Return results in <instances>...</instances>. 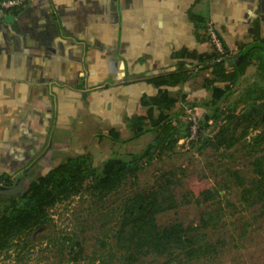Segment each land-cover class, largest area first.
Here are the masks:
<instances>
[{
	"label": "crops",
	"instance_id": "crops-1",
	"mask_svg": "<svg viewBox=\"0 0 264 264\" xmlns=\"http://www.w3.org/2000/svg\"><path fill=\"white\" fill-rule=\"evenodd\" d=\"M209 24L229 60L264 48V0H29L0 15V179L26 185L69 149L143 151L156 133L144 122L133 139L131 120L158 94L150 80L174 72L182 51L212 53ZM191 65V79L169 89L172 114L202 115L209 98L210 69Z\"/></svg>",
	"mask_w": 264,
	"mask_h": 264
},
{
	"label": "trees",
	"instance_id": "trees-1",
	"mask_svg": "<svg viewBox=\"0 0 264 264\" xmlns=\"http://www.w3.org/2000/svg\"><path fill=\"white\" fill-rule=\"evenodd\" d=\"M224 54L218 53L214 47L210 54H197L182 51L177 54L178 67L174 72L153 77L150 82L158 89L155 97L145 98L142 105L147 107L145 114L131 120L133 139L147 132L143 128L148 122L156 133L155 139L140 153H127L124 156L110 155L102 161L101 167L91 164L89 154L76 153L30 181L25 187L21 197L0 196V253L9 250L16 251L27 248L32 244L33 235L43 231V227L50 222L48 211L58 203L78 195L85 182L89 181L88 190L91 196L102 200L103 197L118 191L125 179H137L138 171L152 159V153L170 150L178 139L186 136L189 125L182 124L180 115L172 114L171 110L178 102L169 94L170 88H176L189 81L192 77L191 69L199 67L210 69L209 78L203 81V87L208 91L209 98L202 105L203 113L197 117L200 125L198 140L201 141L202 125L209 121L216 123L223 119L224 123L209 140V145L217 150H229L236 146L240 140L247 137L249 129L258 124L264 126V86L253 84L243 95L248 104V111L242 114L235 123L227 121L231 117L225 114L223 105L229 97L236 92L246 69L255 66L258 77L264 80V48L250 47L244 53H239L233 64L229 65V53L223 42ZM243 54L239 60V56ZM230 66V67H229ZM223 84V87L215 86ZM185 102L186 98L181 97ZM236 119V117H234ZM186 122V121H185ZM239 134H237V130ZM111 140L117 146L123 144L117 133L111 132ZM131 140V139H130ZM251 158L255 179L245 185L238 179L236 173L227 169L225 172L233 183L239 187V202L245 208L256 205L264 207V131L257 135L250 145L244 147ZM218 180V194L210 189L205 176L189 182L188 198L196 206H204L199 225L184 227L174 222L165 227L156 223V215L166 209L173 208L175 202L170 195H163L155 188L147 193H136L119 206L117 216V229L115 230L114 248L120 253L122 264H135L142 258L153 256L163 257L166 264L184 260L190 261L202 256L212 257L216 254V246L204 240L202 230L211 225L215 227L220 219L219 211L223 208H235L230 201L218 198L231 187V180ZM1 180V179H0ZM4 181V180H2ZM220 197V196H219ZM61 243H69L70 237L63 235ZM101 248L106 242L100 241ZM19 246V247H18ZM75 247L68 249L67 261L74 263L77 260ZM102 253H99L101 257ZM102 258V257H101ZM102 260V259H101Z\"/></svg>",
	"mask_w": 264,
	"mask_h": 264
},
{
	"label": "rangeland",
	"instance_id": "rangeland-1",
	"mask_svg": "<svg viewBox=\"0 0 264 264\" xmlns=\"http://www.w3.org/2000/svg\"><path fill=\"white\" fill-rule=\"evenodd\" d=\"M256 69L255 66L246 69L236 92L224 103L223 110L231 117L227 121L235 123L248 111L243 95L251 85L264 86V80L255 74ZM191 114L198 117L194 112ZM180 119L182 124H186L185 114ZM223 123L224 120L219 119L216 123L210 121L207 125H202L201 141L188 150L179 148L175 143L168 151H154L150 162L138 171L136 180L125 179L118 191L102 200L91 196L87 188L89 181L85 182L78 195L58 203L48 211L50 222L43 227L42 232L39 230L34 233L32 244H28L27 248L18 246L19 250L0 254V264H122L120 253L114 248L113 234L118 222L116 213L119 206L133 194L147 193L154 188L163 195H170L175 202L173 208L156 215L159 227L174 222H179L184 227L199 225L201 213L205 209L204 206H196L188 198L190 181L205 176L210 189L218 194V180L232 179L225 169L236 173L245 185H249L256 177L252 165L247 164L251 158L244 147L264 131V126L258 124L255 128H250L248 136L233 148L217 150L209 145V140ZM239 131L238 129L237 134ZM70 145L73 146L71 143ZM105 147L107 145L101 143L99 146H89L83 152L90 155L93 166L100 168L107 155L100 152L98 156L97 153L98 149L103 150ZM129 152L121 150L118 154L124 156ZM72 154L73 151L69 149L65 156L69 158ZM260 156H264V152H259L258 157ZM230 184V189L218 198L230 201L235 208L220 210L218 224L215 227L209 225L210 227L201 231L206 242L217 245L216 254L190 261L180 259L168 264H264V207L241 206L240 189L233 183V179ZM63 235L70 237L69 243H61ZM101 240L106 242L103 249ZM70 246H74V251H77L74 263L67 261ZM99 253H102V258L98 256ZM135 264H166V259L149 256Z\"/></svg>",
	"mask_w": 264,
	"mask_h": 264
},
{
	"label": "built area",
	"instance_id": "built-area-1",
	"mask_svg": "<svg viewBox=\"0 0 264 264\" xmlns=\"http://www.w3.org/2000/svg\"><path fill=\"white\" fill-rule=\"evenodd\" d=\"M28 2L29 0H0V15L9 14L12 11H18L25 7ZM206 34L212 47H214V49L221 55L224 54L221 38L211 24L208 25ZM185 121L189 125V132L186 136L178 139L176 145H178L179 148L188 150L192 144L198 140L200 125L197 117L192 115L189 110L185 113ZM0 185L8 186L7 182L2 180H0Z\"/></svg>",
	"mask_w": 264,
	"mask_h": 264
},
{
	"label": "water",
	"instance_id": "water-1",
	"mask_svg": "<svg viewBox=\"0 0 264 264\" xmlns=\"http://www.w3.org/2000/svg\"><path fill=\"white\" fill-rule=\"evenodd\" d=\"M243 54L239 56V60L242 58ZM229 64H233V60H229ZM25 186L23 183V176L18 177L15 183L11 186H1L0 185V196L1 197H21L24 194Z\"/></svg>",
	"mask_w": 264,
	"mask_h": 264
}]
</instances>
